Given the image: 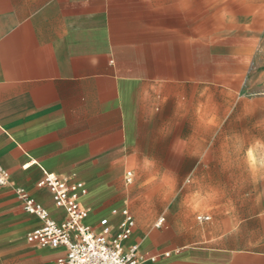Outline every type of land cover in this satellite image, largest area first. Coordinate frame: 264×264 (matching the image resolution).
Here are the masks:
<instances>
[{
  "label": "crops",
  "instance_id": "0c3cea01",
  "mask_svg": "<svg viewBox=\"0 0 264 264\" xmlns=\"http://www.w3.org/2000/svg\"><path fill=\"white\" fill-rule=\"evenodd\" d=\"M215 126L264 131V0H0V166L9 174L0 264L64 256L27 242L43 223L15 189L61 224L65 212L36 184L44 174L81 182L85 224L98 232L107 218L115 233L113 210L133 216L137 171L127 166L146 174L145 166L207 164ZM134 211L146 214L140 200ZM197 220L204 225L179 212L161 233L143 235L134 218L125 245L138 247L140 264L264 263V210L237 223L227 213Z\"/></svg>",
  "mask_w": 264,
  "mask_h": 264
},
{
  "label": "rangeland",
  "instance_id": "374dc122",
  "mask_svg": "<svg viewBox=\"0 0 264 264\" xmlns=\"http://www.w3.org/2000/svg\"><path fill=\"white\" fill-rule=\"evenodd\" d=\"M235 42L236 37H230L232 47H235ZM250 73L251 70L244 73V88ZM218 93L219 88L214 86V109L224 104ZM226 129V126H215L211 141L207 139V146L212 144L211 149H206L208 160L212 158L207 164L182 162L179 165L153 166L151 173L148 168L152 166H145L146 174L140 171V165L127 166L137 171L131 191V209L141 234L161 233L179 212L199 227L204 222L200 223L198 216L213 219L227 213L237 223L264 210V131L242 133ZM204 153L202 149L203 156ZM235 159L239 161H232ZM142 184L145 189L141 193L144 195H136L134 191ZM156 192L160 194L155 195ZM138 200L144 204L146 214L134 211ZM162 217V226L156 227Z\"/></svg>",
  "mask_w": 264,
  "mask_h": 264
},
{
  "label": "built area",
  "instance_id": "2783aa9c",
  "mask_svg": "<svg viewBox=\"0 0 264 264\" xmlns=\"http://www.w3.org/2000/svg\"><path fill=\"white\" fill-rule=\"evenodd\" d=\"M126 175V182L130 183L131 173L127 172ZM8 184L9 174L0 166V187ZM36 187L46 189L53 204L62 209L67 217L65 222L55 223L28 192L20 188L15 189L23 211L43 223L42 227L27 235V242L41 248L62 249L64 256L58 258L55 264H140L138 247L125 245L135 228L134 218L127 208L112 211L113 215L120 216L115 233H112L107 218L99 221L100 231L97 232L85 224L90 211L80 203L87 195V190L81 182L54 174H44ZM162 221L163 219L160 223Z\"/></svg>",
  "mask_w": 264,
  "mask_h": 264
}]
</instances>
